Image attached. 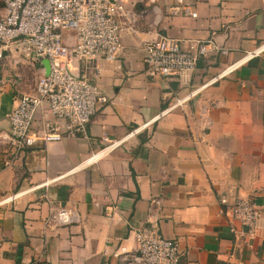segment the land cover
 <instances>
[{"label": "crops", "instance_id": "0c3cea01", "mask_svg": "<svg viewBox=\"0 0 264 264\" xmlns=\"http://www.w3.org/2000/svg\"><path fill=\"white\" fill-rule=\"evenodd\" d=\"M185 1L196 18L171 15L174 0H166L152 28L130 33L120 19L122 48L113 59L73 62L74 72L109 97L85 137L37 141L17 152L0 146L1 263L125 264L136 253L133 231L145 223L150 198L160 196V231L178 243L179 264H264V47L245 57L264 44V0ZM158 34L183 49L212 39L225 52L200 56L182 77L151 78L141 45ZM44 62L5 52L0 129L8 127L19 98L33 92L37 75L46 73ZM46 119L53 116L43 104L33 129ZM102 135L121 142L107 147ZM229 189L261 207L250 240L235 238L220 213L218 197ZM52 205L74 207L80 220L46 227Z\"/></svg>", "mask_w": 264, "mask_h": 264}, {"label": "built area", "instance_id": "2783aa9c", "mask_svg": "<svg viewBox=\"0 0 264 264\" xmlns=\"http://www.w3.org/2000/svg\"><path fill=\"white\" fill-rule=\"evenodd\" d=\"M163 6L166 0H0V63L5 52L18 50L34 60H47L49 66L48 74L42 71L37 75L33 92L23 94L11 110L8 127L0 129V146L17 152L37 141L85 137L92 116L107 104L109 97L95 82L74 72L73 62L113 59L122 48L120 19L125 21V29L130 33L142 26L152 28L159 24ZM169 12L197 17L185 0H174ZM68 33L73 35L72 43L65 38ZM263 47L264 44L247 52L245 57L259 53ZM141 49L146 74L164 79L191 73L198 58L211 51L225 52L212 39L183 49L177 39L164 34L142 41ZM234 66L235 63L228 69ZM100 70L95 63L93 77H98ZM190 95L191 92L177 98L160 114L181 105ZM43 104L48 106L53 119H46L36 130L32 127L34 114ZM101 140L107 147L121 142L106 135ZM218 202L235 238L247 241L256 235L262 211L253 197L229 189L219 195ZM161 205L160 196L150 198L145 223L133 231L136 253L125 264H179L178 243L160 231ZM105 209L108 216H114L112 208ZM79 220L74 207L52 205L43 223L46 227H58ZM120 253L116 251L114 255Z\"/></svg>", "mask_w": 264, "mask_h": 264}, {"label": "rangeland", "instance_id": "374dc122", "mask_svg": "<svg viewBox=\"0 0 264 264\" xmlns=\"http://www.w3.org/2000/svg\"><path fill=\"white\" fill-rule=\"evenodd\" d=\"M65 38H66V40H68L67 41L68 43H72L73 42V35L72 34H70V33L65 34Z\"/></svg>", "mask_w": 264, "mask_h": 264}, {"label": "water", "instance_id": "95a60500", "mask_svg": "<svg viewBox=\"0 0 264 264\" xmlns=\"http://www.w3.org/2000/svg\"><path fill=\"white\" fill-rule=\"evenodd\" d=\"M44 64H45V66H46V74H48V72H49L48 61L45 60ZM0 78H1V75H0Z\"/></svg>", "mask_w": 264, "mask_h": 264}]
</instances>
